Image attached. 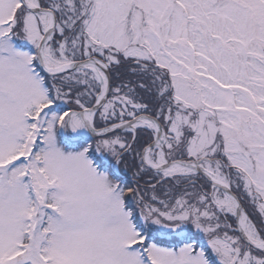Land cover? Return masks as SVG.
Here are the masks:
<instances>
[{
  "label": "snow or ice",
  "instance_id": "obj_1",
  "mask_svg": "<svg viewBox=\"0 0 264 264\" xmlns=\"http://www.w3.org/2000/svg\"><path fill=\"white\" fill-rule=\"evenodd\" d=\"M0 264H264V0H0Z\"/></svg>",
  "mask_w": 264,
  "mask_h": 264
}]
</instances>
